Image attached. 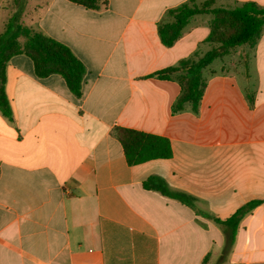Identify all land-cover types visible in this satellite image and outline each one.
Listing matches in <instances>:
<instances>
[{"label":"crops","instance_id":"crops-1","mask_svg":"<svg viewBox=\"0 0 264 264\" xmlns=\"http://www.w3.org/2000/svg\"><path fill=\"white\" fill-rule=\"evenodd\" d=\"M106 1L93 10L27 0L22 22L67 46L86 73L77 97L61 75L38 77L29 56L8 62L0 264H264V27L254 46H239L204 70L198 114L189 105L173 114L179 83L147 76L204 54L212 17L193 16L167 47L158 24L189 0ZM245 2L264 6H216ZM13 12L0 0V31ZM116 127L167 137L172 157L130 165ZM150 177L196 198V210L145 188ZM253 200L262 203L223 255L225 236L209 216L227 219Z\"/></svg>","mask_w":264,"mask_h":264},{"label":"trees","instance_id":"trees-1","mask_svg":"<svg viewBox=\"0 0 264 264\" xmlns=\"http://www.w3.org/2000/svg\"><path fill=\"white\" fill-rule=\"evenodd\" d=\"M9 1L7 0L8 6H10ZM11 1L10 7L14 9V12L0 31V110L3 115L12 117L11 105L5 90L6 67L9 60L19 54H25L33 60L38 77L59 74L65 79L71 92L80 97L86 73L84 64L67 46L22 22L27 0ZM70 1L93 10H100L107 6L106 0ZM216 2L217 0H205L202 3H196L195 0H189L168 9L158 24L163 45L171 47L181 38L193 16L208 14L212 17L210 33L204 41L210 48L204 54L195 52L176 65L147 76L179 83L181 92L172 105L173 114L182 112L187 105L193 113L198 114L207 87L204 70L216 60L232 54L239 46H254L261 37L264 27V6L256 2H245L226 8L216 7ZM244 67L248 76L247 59L244 60ZM246 96L249 104L253 106L252 93L247 91ZM114 134L123 146L130 165L152 159L170 158L173 155L171 142L167 137L123 127H116ZM143 186L177 199L196 210V198L186 193L171 191L167 183L158 177H150ZM261 203L260 200L250 201L239 207L227 219L209 216L225 236L223 255L228 254L234 246L242 220Z\"/></svg>","mask_w":264,"mask_h":264},{"label":"rangeland","instance_id":"rangeland-1","mask_svg":"<svg viewBox=\"0 0 264 264\" xmlns=\"http://www.w3.org/2000/svg\"><path fill=\"white\" fill-rule=\"evenodd\" d=\"M11 3H12V1L10 0V1H9L10 6H11ZM216 5H217V4H216ZM216 5H215V6H216ZM221 6H222V5H221ZM221 6H216V7H221ZM222 7H225V6H222ZM226 8H229V7H226ZM236 61H237V60H236ZM231 64H233V62H232ZM235 66H236V65H235ZM235 66H234V67H235ZM229 67H232V65H229Z\"/></svg>","mask_w":264,"mask_h":264}]
</instances>
